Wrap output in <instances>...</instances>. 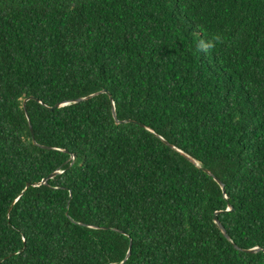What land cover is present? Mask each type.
<instances>
[{"label":"trees","instance_id":"1","mask_svg":"<svg viewBox=\"0 0 264 264\" xmlns=\"http://www.w3.org/2000/svg\"><path fill=\"white\" fill-rule=\"evenodd\" d=\"M0 264H264V0H0Z\"/></svg>","mask_w":264,"mask_h":264},{"label":"water","instance_id":"2","mask_svg":"<svg viewBox=\"0 0 264 264\" xmlns=\"http://www.w3.org/2000/svg\"><path fill=\"white\" fill-rule=\"evenodd\" d=\"M103 92H106V93H107L108 91H107V90H104ZM97 94H99V92L94 93V94H91V95H89L88 97L78 98V99H76V100H74V101H75V102H79V101H82V100H85V99L91 98V97H93V96H95V95H97ZM109 94H110V93H109ZM110 98L113 99V97H112L111 94H110ZM65 104H67V103H65ZM63 105H64V104H57L56 107H57V106H63ZM50 108H51V109H54V107H50ZM113 110H114V116L116 117V121H117V123H121V121L117 118V113H116V108H115V106H114V109H113ZM128 121H129V120H128ZM185 155H186L187 157H189L193 162H195V163H197V164L199 165V163H198L194 158L190 157V156L187 155V154H185ZM206 171H207L208 173H210L211 175H213V173H212L210 170L206 169ZM56 174H57V172L51 174L49 177H47L46 179L43 180V183H46L47 180H48L49 178L54 177ZM215 179H216V180L218 181V183L223 187L224 192L226 193V189H225V185H224V183H223L219 178H215ZM231 209H232V206H230L227 210H231ZM215 221L218 223L220 229L223 231V233L226 235V237H227L228 239L231 240L229 234L227 233L226 228L224 227V225L222 224V222L219 220V218H218L217 216L215 217ZM236 247H238V246L236 245ZM243 250L246 251V252H248V253H256V252L260 251L261 249H260L259 247H255V248H252V249H243Z\"/></svg>","mask_w":264,"mask_h":264}]
</instances>
